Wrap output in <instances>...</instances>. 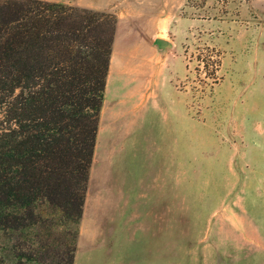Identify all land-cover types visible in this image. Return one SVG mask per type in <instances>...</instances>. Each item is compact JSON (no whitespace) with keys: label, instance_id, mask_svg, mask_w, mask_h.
Here are the masks:
<instances>
[{"label":"rangeland","instance_id":"1","mask_svg":"<svg viewBox=\"0 0 264 264\" xmlns=\"http://www.w3.org/2000/svg\"><path fill=\"white\" fill-rule=\"evenodd\" d=\"M47 1L117 19L74 264H264V0Z\"/></svg>","mask_w":264,"mask_h":264},{"label":"trees","instance_id":"2","mask_svg":"<svg viewBox=\"0 0 264 264\" xmlns=\"http://www.w3.org/2000/svg\"><path fill=\"white\" fill-rule=\"evenodd\" d=\"M116 22L65 3L0 0V264H46L10 244L39 248L41 231L61 225L74 227L65 264L75 262Z\"/></svg>","mask_w":264,"mask_h":264},{"label":"crops","instance_id":"3","mask_svg":"<svg viewBox=\"0 0 264 264\" xmlns=\"http://www.w3.org/2000/svg\"><path fill=\"white\" fill-rule=\"evenodd\" d=\"M90 7H92V8H94V9H103L104 8V6H101V5H99V6H90ZM151 10V12L150 13H152L153 14V16H150V24L151 25H153L154 23H155V25H157L156 26V28H158L160 25L159 24H164V23H172V21H170V19H173V15L172 16H163V15H160L159 14V12H157V11H154V9H150ZM170 25V24H169ZM157 31V30H156ZM157 39H161V38H158V36H155L154 37V42H155V40H157ZM166 40V39H165ZM168 41V40H167ZM153 42V45H154V48L158 51V52H164V54H168L167 52H169L170 50H173L174 48H175V44L173 43V42H171V41H169L170 43H172V45H173V48H171V49H168V50H165V51H163V50H160L156 45H155V43ZM114 49V48H113ZM114 56H115V51L113 50V54H112V60H114ZM112 62V61H111Z\"/></svg>","mask_w":264,"mask_h":264},{"label":"water","instance_id":"4","mask_svg":"<svg viewBox=\"0 0 264 264\" xmlns=\"http://www.w3.org/2000/svg\"><path fill=\"white\" fill-rule=\"evenodd\" d=\"M154 43L160 50L163 51L173 48L172 43L165 39H157Z\"/></svg>","mask_w":264,"mask_h":264}]
</instances>
